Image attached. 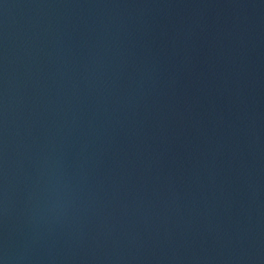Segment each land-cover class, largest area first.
Returning <instances> with one entry per match:
<instances>
[{
	"label": "water",
	"instance_id": "water-1",
	"mask_svg": "<svg viewBox=\"0 0 264 264\" xmlns=\"http://www.w3.org/2000/svg\"><path fill=\"white\" fill-rule=\"evenodd\" d=\"M0 264H264V0H0Z\"/></svg>",
	"mask_w": 264,
	"mask_h": 264
}]
</instances>
